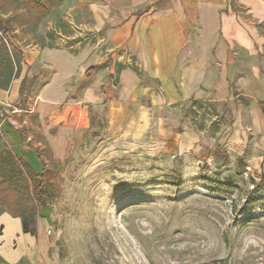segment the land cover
Segmentation results:
<instances>
[{
  "label": "rangeland",
  "instance_id": "374dc122",
  "mask_svg": "<svg viewBox=\"0 0 264 264\" xmlns=\"http://www.w3.org/2000/svg\"><path fill=\"white\" fill-rule=\"evenodd\" d=\"M36 1L58 4L43 14L29 0H0L11 28L5 44L64 45L87 21L75 0ZM37 90L28 76L15 108L0 109V148H13L38 174L48 170L53 199L34 215L24 194L16 207L0 200V216L26 221L32 235L40 227L57 264H264V153L232 146L229 107L191 103L169 144L159 147L113 146L105 107L93 108L91 129L65 137L58 154L47 141L54 128L35 109ZM185 126L198 137L190 147L181 144Z\"/></svg>",
  "mask_w": 264,
  "mask_h": 264
},
{
  "label": "crops",
  "instance_id": "0c3cea01",
  "mask_svg": "<svg viewBox=\"0 0 264 264\" xmlns=\"http://www.w3.org/2000/svg\"><path fill=\"white\" fill-rule=\"evenodd\" d=\"M73 8L87 21L68 43L14 47L17 74L0 87V109L15 108L23 80H35V109L55 130L47 132L55 152L65 137L92 127L93 108L105 107L113 146L159 147L191 103L209 102L229 107L232 146L264 153V0H75ZM192 130L183 128V147L197 142ZM0 223L3 264H57L40 227L24 232L8 214Z\"/></svg>",
  "mask_w": 264,
  "mask_h": 264
},
{
  "label": "trees",
  "instance_id": "16d2710c",
  "mask_svg": "<svg viewBox=\"0 0 264 264\" xmlns=\"http://www.w3.org/2000/svg\"><path fill=\"white\" fill-rule=\"evenodd\" d=\"M29 1L37 8H40L43 14L48 11V7L58 4V2H50L46 6L36 0ZM5 22L6 24H3L4 20L0 17V87H7L11 78L17 74L20 55L13 46L10 47V45L5 44L2 40L11 29L8 26L10 24L9 20L7 19ZM94 69L95 67H91L87 70L88 77ZM23 85L24 80L21 84V92ZM261 108L264 114V101L261 102ZM15 131L18 133L17 129ZM18 136L22 140L19 133ZM1 141L2 132L0 131V143ZM47 175L48 170L44 169V167L39 174L35 172L25 159L17 156L13 148H7L5 145L0 148V200L8 203L9 206L16 207L20 203L18 196L21 194H24L28 199H33L34 204L28 206L29 213L33 215L36 209L46 206L53 199L51 182L48 180ZM18 214H21V212ZM22 228L24 232H34L32 229H29L26 221L22 222Z\"/></svg>",
  "mask_w": 264,
  "mask_h": 264
},
{
  "label": "built area",
  "instance_id": "2783aa9c",
  "mask_svg": "<svg viewBox=\"0 0 264 264\" xmlns=\"http://www.w3.org/2000/svg\"><path fill=\"white\" fill-rule=\"evenodd\" d=\"M49 232H50V230L47 231V233H49Z\"/></svg>",
  "mask_w": 264,
  "mask_h": 264
}]
</instances>
